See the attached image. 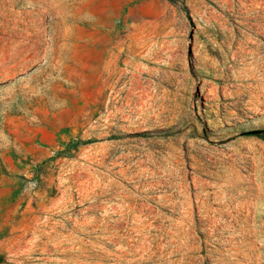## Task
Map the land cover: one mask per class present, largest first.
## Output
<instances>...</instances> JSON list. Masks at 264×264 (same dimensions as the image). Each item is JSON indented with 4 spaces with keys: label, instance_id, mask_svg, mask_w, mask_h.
Segmentation results:
<instances>
[{
    "label": "rangeland",
    "instance_id": "374dc122",
    "mask_svg": "<svg viewBox=\"0 0 264 264\" xmlns=\"http://www.w3.org/2000/svg\"><path fill=\"white\" fill-rule=\"evenodd\" d=\"M263 137L264 0H0V264H264Z\"/></svg>",
    "mask_w": 264,
    "mask_h": 264
},
{
    "label": "crops",
    "instance_id": "0c3cea01",
    "mask_svg": "<svg viewBox=\"0 0 264 264\" xmlns=\"http://www.w3.org/2000/svg\"><path fill=\"white\" fill-rule=\"evenodd\" d=\"M15 167L11 168L6 162L0 163V228L9 226V216L3 211H10V198L18 188L17 173ZM4 207V208H3Z\"/></svg>",
    "mask_w": 264,
    "mask_h": 264
},
{
    "label": "trees",
    "instance_id": "16d2710c",
    "mask_svg": "<svg viewBox=\"0 0 264 264\" xmlns=\"http://www.w3.org/2000/svg\"><path fill=\"white\" fill-rule=\"evenodd\" d=\"M263 140H264V137H263Z\"/></svg>",
    "mask_w": 264,
    "mask_h": 264
}]
</instances>
